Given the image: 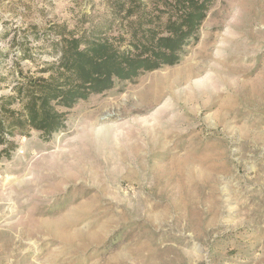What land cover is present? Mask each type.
Here are the masks:
<instances>
[{"label":"rangeland","instance_id":"374dc122","mask_svg":"<svg viewBox=\"0 0 264 264\" xmlns=\"http://www.w3.org/2000/svg\"><path fill=\"white\" fill-rule=\"evenodd\" d=\"M113 1L0 0V104L69 33L129 48ZM196 36L0 140V264H264V0H213Z\"/></svg>","mask_w":264,"mask_h":264},{"label":"trees","instance_id":"16d2710c","mask_svg":"<svg viewBox=\"0 0 264 264\" xmlns=\"http://www.w3.org/2000/svg\"><path fill=\"white\" fill-rule=\"evenodd\" d=\"M136 1L140 0H114L112 4L128 24L129 48L121 49L112 38L89 39L69 33L59 42L58 60L41 71H49L48 77H29L14 88L16 95L1 97L2 142L5 135H24L29 130L50 136L64 126L61 108H72L78 101L112 89L115 80H132L142 72L176 64L182 48L197 39V31L213 3L161 0V14L147 19L144 12H137L140 3ZM16 102L21 109L11 107Z\"/></svg>","mask_w":264,"mask_h":264}]
</instances>
